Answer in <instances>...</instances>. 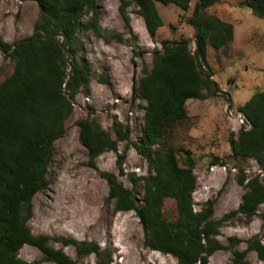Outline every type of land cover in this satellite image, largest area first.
Returning <instances> with one entry per match:
<instances>
[{"label": "trees", "instance_id": "1", "mask_svg": "<svg viewBox=\"0 0 264 264\" xmlns=\"http://www.w3.org/2000/svg\"><path fill=\"white\" fill-rule=\"evenodd\" d=\"M37 3L38 18L32 35L14 42L0 37V50L15 61L13 73L0 83V264H90L74 260L63 249L50 245L48 236H36L28 223L33 215V199L48 188V169L54 159V144L65 133V123L72 115L73 101L81 92L90 94L94 74L79 42L82 29L92 31L106 44L124 42L119 32L105 34L100 7L96 0H29ZM196 1L188 23L193 27L195 50L189 39L162 41V50L153 53L152 67H144L135 96L146 102L142 107L144 134L141 143L131 139L129 124L113 123L105 130L92 117L77 121L81 144L88 151V166L97 168V159L107 151H117L120 142L126 149L135 148L149 166V175L135 177L133 184L143 182L142 204L132 189L124 186L118 175L102 171L109 185V199L117 212L135 211L144 228V245L154 251L172 255L176 264H209L210 257L226 247L218 240L224 222L238 215L252 219L264 204V91L255 93L238 107L251 124L230 135L232 159L254 160L261 173L248 177L240 170L238 183L244 187L238 209L215 219L216 199L208 200L199 211L194 209L193 194L197 187L194 173L196 160L189 150L168 145L174 126L190 122L189 100H206L221 92L207 61L210 45L225 48L234 41V26L208 9L221 0H120L119 13L130 25L128 9L138 7L150 37L155 38L164 20L157 2L175 4L189 10ZM252 14L264 18V0H246ZM87 20L82 22V18ZM81 55V58H79ZM139 57L141 53L134 51ZM97 80L111 86L103 73ZM231 103V97L228 98ZM170 138V137H169ZM174 139V132L172 134ZM171 139V140H172ZM167 142V143H166ZM168 145V146H167ZM218 157L212 160L216 165ZM166 199L176 203L175 220L165 217ZM264 224V211L260 214ZM64 246H73L79 258L94 254L97 264H110L113 252L94 241L60 237ZM246 250L233 252L231 264H252L247 253L254 251L264 262V243L256 235L247 241ZM24 245L39 249L42 258L32 262L19 257Z\"/></svg>", "mask_w": 264, "mask_h": 264}, {"label": "rangeland", "instance_id": "2", "mask_svg": "<svg viewBox=\"0 0 264 264\" xmlns=\"http://www.w3.org/2000/svg\"><path fill=\"white\" fill-rule=\"evenodd\" d=\"M245 1L221 0L208 9V13L216 15L222 10L235 11L232 15L235 44L217 49L210 45L207 51V61L221 92L206 100H189L190 122L179 128L174 126L168 137L169 146L189 150L196 160L194 209L199 211L208 200L216 199L215 219L238 209L245 192L238 183L240 170H244L248 177L261 173L254 160L228 157L232 153L230 135L243 128L237 120L238 107L255 93L264 91V18L254 16ZM96 2L100 7V25L104 33L119 32L124 42L106 44L92 31L81 28L78 40L94 70L90 94L81 92L74 100V110L65 123V133L54 144V159L48 169L50 184L34 197L33 215L28 225L34 235L50 237L52 247L63 249L79 262L97 264L98 259L94 254L79 258L73 246H64L57 238L94 241L103 250L113 252L110 264H176L172 255L144 245L145 232L136 212H117L114 201L108 198L109 185L100 176L102 171L115 173L125 187L135 192L142 204L143 182L133 184L131 174L135 177L150 174L146 158L133 147L126 149L123 141L117 151H107L97 159V168L88 166V151L80 142L77 121L87 117L89 106H92V117L114 137L113 123L120 122L131 125L133 141L142 142L145 115L142 107L146 102L136 97L133 89L139 85L143 68L152 67L153 53L162 50V41L189 39L191 50H195V32L188 18L193 14L196 1L187 11L175 4L157 2L164 25L155 38L150 37L136 5L127 11L128 26L119 13L120 0ZM38 14L39 8L34 1L0 0V37L14 42L32 35ZM87 18L84 16L82 22ZM134 51L141 55L135 56ZM14 66L15 61L0 50V83L13 73ZM103 73L109 77L111 86L97 80ZM216 157L221 159L220 168L212 171V160ZM163 211L169 219L175 220L178 216L173 199L165 200ZM263 211L264 204L252 219L238 215L226 220L218 236L226 248L215 252L209 264H231L233 252L246 250L247 241L256 235L264 243V224L260 218ZM19 257L32 262L41 259L42 253L34 246L24 245ZM247 259L252 264H264L254 251L247 253Z\"/></svg>", "mask_w": 264, "mask_h": 264}, {"label": "built area", "instance_id": "3", "mask_svg": "<svg viewBox=\"0 0 264 264\" xmlns=\"http://www.w3.org/2000/svg\"><path fill=\"white\" fill-rule=\"evenodd\" d=\"M74 101H73V107H74ZM238 122H239V125L242 127H244L245 129H250L251 128V124L249 123V121L245 118V116L241 113V112H239L238 113ZM133 119H132V123H133ZM130 125V124H129ZM130 128H131V125H130ZM144 129H145V127H144ZM131 131H132V128H131ZM220 167L218 166V165H215V166H212L211 167V170L212 171H215V170H218ZM223 169L225 170V168L223 167ZM138 170H140V169H138Z\"/></svg>", "mask_w": 264, "mask_h": 264}, {"label": "crops", "instance_id": "4", "mask_svg": "<svg viewBox=\"0 0 264 264\" xmlns=\"http://www.w3.org/2000/svg\"><path fill=\"white\" fill-rule=\"evenodd\" d=\"M233 14H235L234 10H232L231 12H230V10H228V11L222 10V11H220V13H217V16L220 17L222 20H225V21L230 22V23L233 24L234 23L233 20H232V15ZM233 26H234V24H233ZM235 42H236V38L234 37V41H233L232 44H235Z\"/></svg>", "mask_w": 264, "mask_h": 264}, {"label": "clouds", "instance_id": "5", "mask_svg": "<svg viewBox=\"0 0 264 264\" xmlns=\"http://www.w3.org/2000/svg\"><path fill=\"white\" fill-rule=\"evenodd\" d=\"M216 165H218V164H216ZM213 166H215V165H213Z\"/></svg>", "mask_w": 264, "mask_h": 264}]
</instances>
